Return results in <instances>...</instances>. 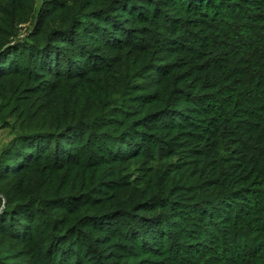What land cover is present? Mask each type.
<instances>
[{"label":"trees","instance_id":"16d2710c","mask_svg":"<svg viewBox=\"0 0 264 264\" xmlns=\"http://www.w3.org/2000/svg\"><path fill=\"white\" fill-rule=\"evenodd\" d=\"M0 124V264H264V0H0Z\"/></svg>","mask_w":264,"mask_h":264},{"label":"rangeland","instance_id":"374dc122","mask_svg":"<svg viewBox=\"0 0 264 264\" xmlns=\"http://www.w3.org/2000/svg\"><path fill=\"white\" fill-rule=\"evenodd\" d=\"M26 29L27 28H24L23 32H25ZM163 67H164L163 63L160 64L159 70H162ZM145 68L147 69V66H145ZM144 72H143L144 73L143 76H140L138 78V80L136 81L137 88L139 89V91H137L133 94L135 96L134 99L129 100L130 102L127 101L128 105H134L135 106V104H134L135 101L138 100L140 97H143L145 95V94H142V92L146 87L144 85L149 83V82H146V80L149 79V77H150L149 73H151V72H146V71H144ZM157 74H158V72H154L155 76ZM12 138H13V135H12L11 131L9 129L8 130H2L1 124H0V152L2 150H4L6 147H8ZM165 163H168V162L165 161ZM154 166H156L154 164V162L144 161L142 158L141 160L135 161L133 163H129L124 168V175H127L125 181L129 182V183L123 185V191L125 193V196L131 195V197H132L133 195H135L134 191H143L145 188L148 187V183H149L150 179L152 178V176L154 175V172H155Z\"/></svg>","mask_w":264,"mask_h":264},{"label":"water","instance_id":"95a60500","mask_svg":"<svg viewBox=\"0 0 264 264\" xmlns=\"http://www.w3.org/2000/svg\"><path fill=\"white\" fill-rule=\"evenodd\" d=\"M4 207H5V205L3 206L2 210L4 209ZM2 210H1V212H2Z\"/></svg>","mask_w":264,"mask_h":264}]
</instances>
